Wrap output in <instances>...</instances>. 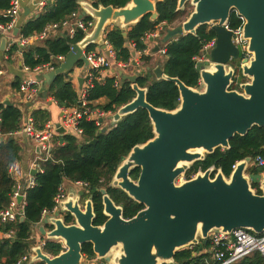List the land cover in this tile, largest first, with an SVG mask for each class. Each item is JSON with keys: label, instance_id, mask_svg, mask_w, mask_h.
<instances>
[{"label": "water", "instance_id": "95a60500", "mask_svg": "<svg viewBox=\"0 0 264 264\" xmlns=\"http://www.w3.org/2000/svg\"><path fill=\"white\" fill-rule=\"evenodd\" d=\"M157 1L131 0L125 7L115 8L96 7L89 0H79L80 18H94L95 27L81 41L70 45L65 61L44 74L42 91L59 75L69 78L79 63L88 67L84 50L90 46L99 45L106 50L104 34L111 25L119 27L127 39L129 27L145 16L150 15V20L156 21ZM188 3L194 7L192 13L179 25H163L161 41L167 45L176 37L196 35L202 26H212L216 45L206 53L207 60L198 64L199 87H189L179 78L168 76L161 64L147 67L158 80L173 82L179 88L180 104L168 111L148 102V89L138 85V73L125 75L124 71H118L123 80L130 82L136 96L119 108L110 117V125L102 129L106 132L139 109L148 112L154 138L132 149L118 167L112 183L145 209L126 220L122 209L102 190L104 213L109 219L102 226H95L93 197L86 199L85 191L71 190L61 204L60 213L44 219L38 227L42 238L62 243L65 251L50 256L41 245L35 246L31 263L82 264L83 245L91 244L97 258L109 264H178L177 252L207 246L212 232L229 235L236 229H244L255 235L264 233V176L248 172L250 157L238 162L229 177L221 169L213 174L216 168L212 166L185 179L196 162L204 161L217 149H230V141L236 135L246 136L255 126L264 127V0H178V10ZM24 11L28 16L30 9L25 7ZM234 11L245 21L242 38L247 42L248 56L233 43V34L226 28ZM19 32L20 28L16 27L13 35ZM154 40L150 38L151 42ZM6 45L7 38L2 37L0 49L5 51ZM160 50L159 42L154 53ZM238 60L240 66L231 63ZM133 65L137 66L135 62ZM240 77L248 81L238 83V89H231ZM83 84L84 78H80V88ZM57 126L62 144L65 129ZM3 141L1 137L0 142ZM36 150L41 152L40 147ZM135 168H141L137 183L128 176ZM37 173V169L31 171L33 176ZM253 185L258 186L261 194ZM22 201L19 197L18 203ZM20 213V221L24 222V210ZM65 214L72 216V224L65 223Z\"/></svg>", "mask_w": 264, "mask_h": 264}, {"label": "trees", "instance_id": "16d2710c", "mask_svg": "<svg viewBox=\"0 0 264 264\" xmlns=\"http://www.w3.org/2000/svg\"><path fill=\"white\" fill-rule=\"evenodd\" d=\"M79 0H54L49 1L43 10L34 18L23 23L20 28V35L26 38L41 33L45 27L53 23H61L72 14L79 13ZM94 6L103 5L115 8L125 7L131 0H89ZM157 1V0H156ZM11 0H0V23L6 24L8 20L2 16V12L10 6ZM156 21L150 20V15L145 16L136 25L129 27L128 37H123L119 27L108 28L105 33L106 40L115 51L117 62L129 63L134 59L133 53H140V66L137 68L139 78L138 85L147 88V100L156 108L173 111L180 104V92L175 83L158 80L152 71H147L151 66V58L145 55L147 50V37L156 33L160 26L167 24L175 26L185 21L192 13L188 6L178 10V0L157 1ZM90 17L84 20L88 21ZM229 25L236 29L242 25V21L235 13L232 14ZM216 38L213 30L207 26L198 29L196 35L179 36L171 40L164 48L166 53L163 60L157 65L163 66V71L170 77H177L187 86L198 88L200 75L195 68V58L201 53L204 45ZM83 39L78 33L74 38L65 33L54 35L46 40L35 41L34 44L21 48L13 45L8 52V60L11 62L17 52L22 53V61L25 66L35 68L53 62L58 56H67L70 52V45L76 44ZM95 49L90 46L88 50ZM82 62L77 66H82ZM130 69H134L132 66ZM99 74L94 72V76ZM240 75V71H239ZM116 76L106 75L101 82L96 79L93 86L87 91V100L93 109L104 113H116L119 108L130 103L136 96L129 81L120 80ZM119 80V87L115 84ZM242 77L236 79L231 89H238V83ZM22 78L16 77L11 87L16 95L19 91ZM41 96L51 97L61 108H72L78 105L80 92L74 86L70 78L59 75L55 80L42 91ZM16 97V96H15ZM105 100L104 103H98ZM0 116L2 122L0 132L3 135L21 130L23 112L18 102L6 105L0 102ZM37 129H43L45 124L51 120V113L44 109L33 112ZM84 130L82 140L71 136H65L64 142L56 141L51 150V159L40 161V170L35 175L36 186L26 191L24 216L25 221L21 222L19 217L15 223H1L0 233L4 234L14 231L11 238L4 239L0 245V264H15L23 255L29 253L37 244L33 238L32 228L42 219L45 209L54 207V198L58 188L68 180L72 183L83 182L89 184V193L93 197L97 216L94 225L100 226L105 221L102 214V198L99 189L106 186L132 149L137 145H143L154 138L153 126L149 114L144 109L124 117L113 128L102 132L95 122L83 120L80 125ZM11 139V140H10ZM96 141L95 144H90ZM22 144L14 137L0 142V213L6 211L11 203L15 189V180L10 176L9 165L14 161L22 159ZM261 156L264 159V127L255 126L246 136L236 135L230 141V149H217L213 154L207 155L204 161L196 162L187 173V179L197 174L200 170L205 171L215 166L216 170L221 169L225 176L229 177L233 166L238 162L250 157L253 161ZM249 173H264V167L252 166ZM258 194L261 192L257 185H253ZM110 195L120 203L122 199ZM142 208V206H141ZM135 212L130 213L126 208L125 217L128 218ZM67 225L73 223L70 215L65 217ZM43 251L51 256H57L64 251L62 243L45 239ZM210 245L205 247L195 246L176 253L175 261L178 264H214L212 255L209 253ZM83 255L94 257L91 244H84ZM36 264H44L37 262ZM233 264H264V255L259 252L244 257Z\"/></svg>", "mask_w": 264, "mask_h": 264}, {"label": "built area", "instance_id": "2783aa9c", "mask_svg": "<svg viewBox=\"0 0 264 264\" xmlns=\"http://www.w3.org/2000/svg\"><path fill=\"white\" fill-rule=\"evenodd\" d=\"M25 1L27 0H11L10 6L1 13L2 16L8 20V23H0V40L2 37H11L14 29L18 27V22L23 13V4ZM47 3V0H34L33 5L34 7L44 8ZM233 13H235L237 17L242 21V25L236 29H233L228 23L226 28L233 34V43L238 47H242L244 56H248V54L246 53L247 42L242 38V28L245 21L243 17L240 16L236 11H234ZM95 24L96 20L94 18L90 17L88 21H85L84 18H80L79 13L77 12L72 14L68 19L62 21L61 23H53L47 25L41 33L33 37H23L19 32L17 36L11 37L10 44L8 45V47L6 45L7 48H5V51L8 53L13 45H18L21 48H24L30 45V43H32L33 41L46 40L54 35H59L61 33H65L69 35V37L74 38L78 33H80V31H82L84 37L86 34H89L93 31ZM209 27L212 29V26ZM162 29L163 26H160L157 31L158 33H153V36L157 37L158 34L162 32ZM104 45L106 47V50H103L99 45L95 46V49L93 50H88V48L84 50V56L86 57L89 65L84 77L83 87L80 91L78 105L72 108L60 107L62 117L58 124L60 125V127L65 129V136H71L79 141L82 140L84 135V130L80 126L83 120L93 121L99 128L103 129L104 127H106L104 120L105 116L107 114L113 115L112 113H104L98 109H93L90 102L87 100V91L93 86L94 80L96 79L98 82H101L111 69L115 71L114 76L121 78V76L118 75V71H126L133 66V60L129 63L117 62L115 60V51L110 43L106 40L105 34ZM215 45L216 38L204 45L201 53L194 60L196 69L199 63H204L207 60L206 53H209L215 47ZM159 53L164 55L166 53L165 48H161ZM65 58L66 56H58L56 59H54L56 67L54 66L53 62L35 68H31L25 65L23 66V71L24 73H26L27 77L24 78L20 84L18 97L20 98L22 109L25 105L30 106L29 115L27 116L25 124L21 130L6 135L1 134L0 132V137H3L4 139L24 136L29 141L33 142L36 148L40 147L41 152L40 154H38L36 160L33 163V170L37 169L38 173L42 172V170H40L39 162L51 159V150L54 147L55 142L60 141V134L58 132V124H55L51 121H48L43 129H37L32 111L34 112V110L36 109L47 108L45 104H40L37 101V98L42 92V88L45 86L44 74L55 70L61 62L65 61ZM94 72H97L99 75L95 77ZM2 74L3 71H0V76ZM69 78L71 81L73 80L71 73L69 74ZM115 86L119 87V80L116 82ZM102 119L103 122L101 121ZM1 122L2 118L0 116V125ZM253 163L258 168L264 167V159L261 156H258L253 161ZM235 167L236 164L233 166V169ZM20 168L21 167L19 161H14L9 165V173L15 180V189L9 208L6 211L0 213L1 223H15L18 221L19 217L22 215L20 213L21 210L19 211V208L21 207V209L24 210L26 191L36 186L35 176L31 174V176L28 177L24 184L16 179ZM194 176L195 175H193L191 178H193ZM185 179H187L186 176ZM74 184L81 190L88 187V184L83 182H76ZM67 196L68 191L63 183L58 188V192L54 198V207L50 210L45 209L42 213L41 221L36 225L42 224L44 219L48 217L57 216V214H59L61 211V204L67 199ZM19 197L23 198L24 202L22 206H19ZM13 235L14 231H9L4 234L0 233V245L4 239L11 238ZM208 244L210 245L209 253H211L212 255L214 264H233L252 254L253 252H259L264 255V233L261 235H255L254 233L244 229H236L229 235L221 232H212L209 235ZM40 245L43 249L45 241H41ZM63 248L65 251L66 248L64 247V245ZM33 255L34 252L31 249L29 253L23 255L15 264H36L31 263V258ZM82 264L109 263L105 260L97 258L96 255L94 257L83 255Z\"/></svg>", "mask_w": 264, "mask_h": 264}, {"label": "crops", "instance_id": "0c3cea01", "mask_svg": "<svg viewBox=\"0 0 264 264\" xmlns=\"http://www.w3.org/2000/svg\"><path fill=\"white\" fill-rule=\"evenodd\" d=\"M47 1L49 2V1H54V0H47ZM33 3H34V0H27L24 2L23 13H22V15L19 19V22H18L19 28H21L23 23L28 21L30 18H34V17L38 16V14L43 10V8L34 7ZM25 7H28L30 9L28 16H25V11H24ZM81 11H82V9L80 7L79 15H80ZM86 17H89V16H85L84 19ZM112 27H116V25H111L108 28H112ZM161 34L162 33H159L157 37H154L153 34H151L147 37V40H146L147 50L145 51V55H147L151 58V66H152L151 68L157 67L158 66L157 63L159 61L163 60V59H161V57L159 58V55H162V54H160L159 52L154 53V49H155L156 45H158L159 41L162 40ZM164 34L165 33H163V35ZM11 37H14L13 33H12ZM11 37H6L7 38V47L10 44ZM152 37L155 38L154 42L150 41V38H152ZM34 43H35V41L30 43V45H32ZM161 43H162V41H161ZM164 47L165 46H163L161 48H164ZM141 56L142 55L140 53H136V55L133 59V62H135L137 64V66L133 65L135 67V70L134 69H132V70L128 69V70L124 71L125 75H132V74L138 73L137 68L140 66ZM23 66H24V64L22 61V54L21 53L17 52L16 56H14V58L10 62L8 60V53L6 51H3L0 49V71H3V74L0 76V102L1 103L5 104L6 101H10L11 105H12V102L16 101V102H18V104L21 108V103H20V98L18 97V93L16 95L13 93L11 83L18 76L20 78H22V80L27 77L26 73H24V71H23ZM86 70H87V67H85L84 64H82V66H76L73 73H71L72 77H73L72 82L79 92L81 91V88L79 85V79L85 77ZM113 71L114 70L111 69L107 75H113L114 76L115 72H113ZM120 80H123V77ZM37 101L40 104H45L47 106V108L44 110H47L51 113V120L50 121L55 123V124H58L61 120L62 114L60 112V107L56 104V102L53 100V98L41 96V94H40V96L37 98ZM104 102H105V100H101V101L97 102V104L98 103H104ZM29 108H30V106H28V105H25L23 107V109L21 108V110L23 112L22 127L24 126L25 121L27 119V116L29 115ZM36 110H38V109H36ZM32 113H33V111H32ZM111 116L112 115H110V114H107L105 116V119H104L105 120V126L110 125V123H111L110 117ZM15 138L22 144V147H23V154H22L23 156H22V159L19 161L21 168L17 174L16 179H18V181H20L21 183L24 184L25 181L28 179V177L31 176L30 174H31V171L33 170V163L36 160L38 154H40V153L37 152V150H36L37 148L34 145V143L29 141L26 137L19 136V137H15ZM6 140H8V139H4V141H6ZM64 185L67 188L68 193H70L71 190H73L75 192H78L81 190L79 187L75 186L74 183H72L68 180L64 181ZM67 186L68 187L70 186V187L68 188ZM23 202L24 201L19 203V206H22ZM20 210H21V207L19 208V211ZM40 225H43V223ZM40 225H35L36 228H35V226H34V228L41 235V233L39 232V228H38ZM33 238L37 242V244L35 246L40 245L41 241L42 242L45 241V238H42V235L39 236V235L33 234Z\"/></svg>", "mask_w": 264, "mask_h": 264}, {"label": "flooded vegetation", "instance_id": "af4514ba", "mask_svg": "<svg viewBox=\"0 0 264 264\" xmlns=\"http://www.w3.org/2000/svg\"><path fill=\"white\" fill-rule=\"evenodd\" d=\"M188 5V4H187ZM186 5V6H187ZM208 30H212L210 27H208ZM233 65L235 66H239V64L241 63V60H238V61H232L231 62ZM148 142V141H147ZM252 166H255L254 163H253V160H252V163H251V167ZM256 167V166H255ZM209 169V168H208ZM118 170V169H117ZM202 171V170H200ZM206 171V170H205ZM203 171V172H205ZM218 170H216L213 174H215ZM117 172V171H116ZM188 173V172H187ZM116 174V173H115ZM140 174H141V168H135L133 170H130L128 176L129 178L132 180V182L134 183H137L138 180H139V177H140ZM196 175V174H195ZM115 176V175H114ZM186 178H187V174H186ZM113 180H114V177H113ZM113 180H111L106 186L102 187L99 189V192L101 193L102 190H105L106 193L109 195V197L111 198V200L114 202V204L117 206V207H120L122 209V217L126 220H131L132 218L136 217V215L141 212L143 209H145V206L143 204H140L138 202H136L133 198H131L129 196V194L125 191H123L122 189H120L119 187H115L112 183H113ZM179 183V179L176 180V184ZM88 187H89V184H88ZM88 187L85 189H82L83 191H85L86 193V199L89 198L91 195L89 193V189ZM109 191L116 197H119L120 199H122V201L120 203H117L113 198L112 196L110 195ZM101 198H102V214L103 216L105 217V221L103 222V224H105L109 217L104 213V210H105V206L103 204V194L101 193ZM94 200V199H93ZM142 206V208H141ZM126 208L128 209V211L130 213H133L135 212L133 215H131L130 217L126 218L125 217V213H126ZM94 212H95V218L97 216V212H96V209H95V203H94ZM67 216V214L64 215V218ZM94 218V219H95ZM94 223V221H93ZM102 224V225H103ZM100 225V226H102Z\"/></svg>", "mask_w": 264, "mask_h": 264}, {"label": "rangeland", "instance_id": "374dc122", "mask_svg": "<svg viewBox=\"0 0 264 264\" xmlns=\"http://www.w3.org/2000/svg\"><path fill=\"white\" fill-rule=\"evenodd\" d=\"M187 6H188V11H191V12H192V11L194 10V7L191 5V3H188ZM179 24H180V23H179ZM179 24H176V25H179ZM207 27H209V25H208ZM159 42H160L161 47L166 46L165 43H161V41H159ZM160 57H161V59L164 58L163 55H159V58H160ZM161 59H160V60H161ZM246 81H248L247 78H244V79L242 78V82H246ZM250 167H251V166H249V168H250ZM262 175L264 176V174H262ZM67 187H68V186H67ZM69 187H70V186H69ZM69 187H68V188H69ZM48 228H49V226H47V229H48ZM32 231H33V232H32L33 234L41 236V235L37 232V230H36L34 227L32 228ZM50 256H51V255H50Z\"/></svg>", "mask_w": 264, "mask_h": 264}]
</instances>
